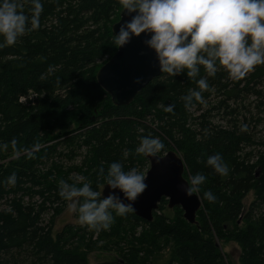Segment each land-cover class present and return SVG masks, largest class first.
<instances>
[{"label":"trees","instance_id":"16d2710c","mask_svg":"<svg viewBox=\"0 0 264 264\" xmlns=\"http://www.w3.org/2000/svg\"><path fill=\"white\" fill-rule=\"evenodd\" d=\"M41 2L39 27L0 48V162L22 155L0 164V182L16 176L14 185L0 183V206H5L0 208V264H88L74 244L83 243L86 228L68 225L53 232L55 219L68 204L59 196L60 182L77 187L88 183L99 191L111 163L128 171L148 161L135 148L149 135L165 145L162 156L173 151V144L190 176L205 175L198 192L201 223L189 224L179 207L173 208V219L158 215L159 206L150 223L130 211L116 216L112 226H129L130 231L142 226L139 242L170 250L168 258L157 259L160 264H232L214 238L237 241L242 264H264V147L251 149L255 140L245 127L249 114L264 112V65L239 80L229 79L222 66L214 76L201 67L196 79L205 78L209 88L202 91V102L193 100L187 108L182 97L196 83L186 71L164 73L129 106H116L96 74L117 52L112 27L123 10L119 0ZM21 3L28 14L29 0ZM169 104L173 112L164 110ZM62 153L82 159L63 166L56 160ZM217 153L229 169L224 176L206 166L207 157ZM73 172L86 176L73 179ZM205 191L213 193V202L204 198ZM250 192L255 200L246 208ZM35 195L38 202H33ZM48 204L54 214L45 224ZM134 250L122 254L131 262L125 264L137 263L130 256L139 259V250Z\"/></svg>","mask_w":264,"mask_h":264},{"label":"clouds","instance_id":"9594fccd","mask_svg":"<svg viewBox=\"0 0 264 264\" xmlns=\"http://www.w3.org/2000/svg\"><path fill=\"white\" fill-rule=\"evenodd\" d=\"M29 3L26 14L21 0H0V48L14 45L27 30L39 27L43 4L41 0ZM119 3L127 14L135 15L115 33V46H124L133 35L150 33L146 43L155 51L161 72L176 76L186 71L187 77L195 80L198 90L189 89L182 97L186 108L193 100L202 102L201 93L209 88L205 78L196 79L201 67L208 76H214L218 66H222L229 79L239 80L256 66L264 65V0H119ZM164 110L173 112L174 105L169 104ZM164 147L159 138L143 136L135 154L156 157ZM206 166L221 176L229 171L219 153L208 156ZM99 171L105 173L104 168ZM105 180L111 192L104 198L88 183L77 187L60 182L59 196L65 201H75L70 208L77 213L81 226L108 230L116 216L134 211L133 202L148 187L142 173L135 168L125 171L119 162L110 164ZM205 181L202 173L191 176L186 181V195L198 193ZM5 182L14 185L15 174L0 183ZM116 190L123 194V199L115 194ZM203 196L209 202L215 200L210 191Z\"/></svg>","mask_w":264,"mask_h":264},{"label":"water","instance_id":"95a60500","mask_svg":"<svg viewBox=\"0 0 264 264\" xmlns=\"http://www.w3.org/2000/svg\"><path fill=\"white\" fill-rule=\"evenodd\" d=\"M126 10L120 12V19L112 27V32L118 33L123 23L130 22L132 16ZM150 33H142L139 37L133 35L117 52L101 67L96 74L100 87L108 94L116 106L127 107L136 96L153 80L162 74L156 53L146 41ZM149 169L145 175L146 191L133 202L135 216L152 222L154 212L159 210L163 199L168 201L170 209L181 208L184 219L191 225L197 224V214L203 209V202L198 193L189 197L186 195L187 179L186 165L175 151L156 157L146 156ZM111 190L104 186L101 198L107 197ZM115 194L123 199L119 190ZM128 203V201H124Z\"/></svg>","mask_w":264,"mask_h":264},{"label":"rangeland","instance_id":"374dc122","mask_svg":"<svg viewBox=\"0 0 264 264\" xmlns=\"http://www.w3.org/2000/svg\"><path fill=\"white\" fill-rule=\"evenodd\" d=\"M246 118L247 120L245 121L246 122L245 126L248 128V131L255 140L254 146L251 147V149L256 150L257 147L262 149V147H264V112H257V113L254 112L253 114H249ZM73 129L74 128L72 127L70 130ZM55 133L58 134L59 131H55L54 134ZM172 146L171 147L173 148V151L177 152V154L183 158L181 152L178 151L173 144ZM39 150L40 148H37L34 151H39ZM254 153L256 154V151H254ZM157 155L162 156L161 152L157 153ZM20 156L22 155L17 154L10 156L5 160L1 161L0 164L6 165L10 161ZM81 159L82 157L79 155L76 157L68 158L62 153V155L57 157L56 160L60 162L63 166L69 167L72 163L79 162ZM52 160H53V156H51L50 162ZM148 169H149V162L147 161L143 165L138 166L136 170L145 176ZM71 175H72L71 178L79 179L80 181L84 179V176H86L85 174L79 175L76 172L75 173L73 172ZM185 176L187 179L191 177L188 173L187 165H186ZM104 186L105 185H102L100 187L99 190L100 193H102ZM32 193L34 195V192ZM29 197L31 198V196ZM39 198L40 197L38 195H35L33 198V202H38ZM26 200H29V198H27ZM254 200H255V194L254 192H250L244 200L245 207L249 208ZM74 202L75 201H68V204L64 206L63 212L60 215H58L57 218L55 219L53 232L54 234H57L61 232L65 226L68 225H74V226H78V227L80 226L86 228L87 235L83 243L75 242L74 244L77 247L79 253H81L87 259L88 264H101V263L125 264V260L128 261V259L125 258L124 260L122 258V254H129V253L133 254L135 253L134 249L139 250V252L137 253L139 259L134 258L133 255L131 254L130 256L131 258L136 260L137 262L136 264H160L159 260H165L166 258H168L170 252L168 248L153 250V248L149 247L147 244L139 242V238H143L142 226L136 228L135 231H130L129 226L128 228L124 226L125 229L124 227H120V229H117L111 225V227L108 230H102V229L97 230V229L88 228L87 226H81L78 220L77 213L72 211L70 208V205ZM159 206L161 208V211H158V215L161 214L171 217L172 219L174 218L175 215L174 209L169 208L168 201L165 204L161 203ZM0 208L3 209L5 208V206L1 205ZM47 208L48 211L46 212L43 218L45 224H47L50 221V218L54 214L53 205L48 204ZM198 222L201 223L200 213L197 215V223ZM198 226L201 225L199 224ZM241 226L243 228L245 227V224H242ZM231 231H233V227H230L228 232L231 233ZM133 238L135 240H133ZM214 240L217 242L218 246H220L223 253L228 256L229 262H231L232 264H242L241 256L243 254V249L237 241L233 239H231L230 241L228 240L219 241L217 238H214ZM157 259L159 260L157 261Z\"/></svg>","mask_w":264,"mask_h":264}]
</instances>
